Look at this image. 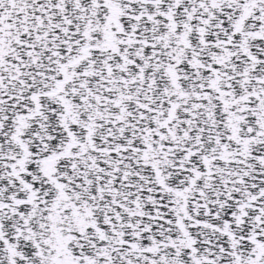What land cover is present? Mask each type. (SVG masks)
Segmentation results:
<instances>
[{
	"label": "snow or ice",
	"instance_id": "obj_1",
	"mask_svg": "<svg viewBox=\"0 0 264 264\" xmlns=\"http://www.w3.org/2000/svg\"><path fill=\"white\" fill-rule=\"evenodd\" d=\"M0 264H264V0H0Z\"/></svg>",
	"mask_w": 264,
	"mask_h": 264
}]
</instances>
